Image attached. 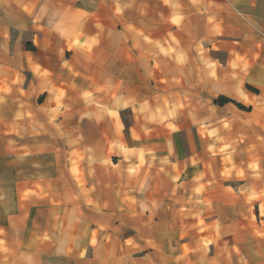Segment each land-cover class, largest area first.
I'll return each mask as SVG.
<instances>
[{
	"label": "crops",
	"instance_id": "0c3cea01",
	"mask_svg": "<svg viewBox=\"0 0 264 264\" xmlns=\"http://www.w3.org/2000/svg\"><path fill=\"white\" fill-rule=\"evenodd\" d=\"M0 264H264V0H0Z\"/></svg>",
	"mask_w": 264,
	"mask_h": 264
},
{
	"label": "trees",
	"instance_id": "16d2710c",
	"mask_svg": "<svg viewBox=\"0 0 264 264\" xmlns=\"http://www.w3.org/2000/svg\"><path fill=\"white\" fill-rule=\"evenodd\" d=\"M226 101H230V99L227 97H224V96H220L218 99H216V103H219V104L224 103ZM238 106L241 108H244V106H242L240 104H238Z\"/></svg>",
	"mask_w": 264,
	"mask_h": 264
}]
</instances>
